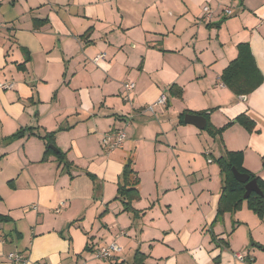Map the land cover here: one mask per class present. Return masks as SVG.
<instances>
[{
    "label": "crops",
    "instance_id": "crops-1",
    "mask_svg": "<svg viewBox=\"0 0 264 264\" xmlns=\"http://www.w3.org/2000/svg\"><path fill=\"white\" fill-rule=\"evenodd\" d=\"M241 42L264 76V0H0V78L15 83L0 90V264H13V251L28 264H136L139 255L144 264H264V219L218 216L214 161L226 149L243 150L264 180V81L247 95L221 81ZM161 93L165 106L145 111ZM184 110L208 111L214 131L231 124L212 143L182 123ZM243 113L254 131L236 121ZM124 124L121 148L101 146ZM28 128L34 134L9 137ZM50 132L70 169L56 154L42 160ZM129 158L140 178L136 211L117 197ZM114 241L120 253L95 257Z\"/></svg>",
    "mask_w": 264,
    "mask_h": 264
},
{
    "label": "trees",
    "instance_id": "trees-1",
    "mask_svg": "<svg viewBox=\"0 0 264 264\" xmlns=\"http://www.w3.org/2000/svg\"><path fill=\"white\" fill-rule=\"evenodd\" d=\"M210 6V5H208ZM211 7V6H210ZM204 8V7H203ZM212 10V8H211ZM213 11V10H212ZM227 13V12H226ZM227 13V14H232ZM206 18H211L206 15ZM214 15V12H213ZM221 24V23H220ZM220 24H218L220 26ZM18 67L25 69V63L18 64ZM221 81L226 85L233 93L236 95H247L257 89L264 81V76L261 73L255 58L252 54L250 45L246 42H241L238 44V55L233 59L229 65L223 70L221 74ZM174 86H171L173 88ZM213 109L210 110L212 112ZM190 110H185L182 114V123H185L184 116L187 113H191ZM205 115L207 121L209 119V112H196ZM236 121L244 126L248 131L252 132L255 129V121L250 118L246 113L240 114ZM210 122L207 123L205 128H208ZM231 124L221 128H215L210 126V132L214 136H219L222 138V133ZM31 130V134H34L33 128H28L25 130H19L9 136L11 139L17 137H23L25 132ZM47 140V149L44 153L42 160L48 159L50 154H56L61 162H64V167L70 169L72 162L67 159V155L62 150H54L49 145L55 144L54 132L46 133L43 136ZM220 167L222 174V194L218 204V216H223L226 211L234 212L236 211L243 201H246L249 209L256 213L261 219L264 218V180L257 176L255 173L247 169L244 165V152L243 150H225L224 154L216 159ZM232 167H236L241 173L248 174L251 179L255 178L258 181L260 188L263 193L259 194L252 192L248 198L244 197L246 192L245 183L240 182L234 176ZM91 178H95L94 174L87 172ZM140 178L138 171L134 168V163L131 158H129L125 164L122 174L119 177L117 197L123 202L125 210L136 211L133 207V202L141 198L139 190ZM143 255H139L136 260V264H144Z\"/></svg>",
    "mask_w": 264,
    "mask_h": 264
},
{
    "label": "built area",
    "instance_id": "built-area-1",
    "mask_svg": "<svg viewBox=\"0 0 264 264\" xmlns=\"http://www.w3.org/2000/svg\"><path fill=\"white\" fill-rule=\"evenodd\" d=\"M204 12L208 17L213 16V11L211 10V7L208 5H205L203 8ZM227 13H231V9L226 10ZM106 53H99L97 54L93 61L95 63H98L100 60L106 59ZM15 86V83L11 80L7 79H1L0 78V90H10L13 89ZM135 83L133 82H128L124 84L125 88V98L131 99V91L135 88ZM167 95L165 93H161L159 98L151 103L148 104L146 107H144V110L147 112L155 113L156 108L161 105H165L167 103ZM127 138V134L124 130L122 129H116L109 134L105 135L103 138V144L105 147L109 150H114L117 148H121ZM64 202H61L59 207L57 208V211L60 210L62 206H64ZM34 208H37V206H33ZM122 251V247L119 245L118 242L114 241L108 245H103L97 248L95 252V257L101 260L105 259H110L113 258L116 254L120 253ZM236 257L240 260H245L246 255L244 253H237ZM7 258L12 261L13 264H28L30 259L28 256H26L24 253L20 251H13L10 252L7 256ZM39 264H44V263H39Z\"/></svg>",
    "mask_w": 264,
    "mask_h": 264
},
{
    "label": "water",
    "instance_id": "water-1",
    "mask_svg": "<svg viewBox=\"0 0 264 264\" xmlns=\"http://www.w3.org/2000/svg\"><path fill=\"white\" fill-rule=\"evenodd\" d=\"M185 122L188 124H193L200 129H204L207 125V118L205 115L202 114L187 113L185 115ZM49 146L54 150L58 151V149L54 144H50ZM232 170L236 179L239 180L240 182L245 183V188H246V192L244 194L245 198H248L252 192H256L259 194L263 193L262 189L258 184V181L255 178L251 179L248 174L241 173L240 171L237 170L236 167H232Z\"/></svg>",
    "mask_w": 264,
    "mask_h": 264
},
{
    "label": "rangeland",
    "instance_id": "rangeland-1",
    "mask_svg": "<svg viewBox=\"0 0 264 264\" xmlns=\"http://www.w3.org/2000/svg\"><path fill=\"white\" fill-rule=\"evenodd\" d=\"M173 104V103H172ZM161 106H165V105H161ZM161 106H158L157 108H159V107H161ZM157 111V110H156ZM185 111V110H184ZM134 113H137L136 111L134 112ZM133 113V114H134ZM150 113V112H149ZM153 114V113H152ZM154 116V115H153ZM152 116V117H153ZM155 118H156V116H154ZM136 120V119H135ZM134 121V120H133ZM132 120H131V122H133ZM134 122H136V121H134ZM133 122V123H134ZM212 124L210 123L209 125H208V128H205V129H201V130H204V131H206L207 132V134H208V136L209 137H211L212 136V134H211V132L209 131L210 130V126H211ZM130 125H123V126H121V128H124V129H122V130H126V133H127V131H128V127H129ZM198 128V127H197ZM200 129V128H199ZM28 131H31V130H28ZM129 132V131H128ZM30 133V132H29ZM26 134V133H25ZM210 134V135H209ZM24 136H26V135H24ZM23 136V137H24ZM221 137H223V133H222V136ZM212 138V137H211ZM3 139V141H5L6 143H12V142H14V141H16V140H11V141H8L7 140V138L5 137V138H2ZM129 139V138H128ZM220 140H221V138H220ZM126 142V141H125ZM102 143V144H101ZM212 143H213V138H212ZM100 144H101V146H104V144H103V142H102V140H100ZM105 147V146H104ZM1 148V147H0ZM57 148V147H56ZM105 149L106 150H108L106 147H105ZM118 152H120V151H118ZM117 152V153H118ZM51 155V154H50ZM44 156V155H43ZM3 156H1L0 157V160H1V158H2ZM204 157V156H203ZM204 159V161L205 160H207V161H210V155L208 154V155H205V157L204 158H202V160ZM43 161H45V160H43ZM207 161H205V163L207 164V165H209V166H211L212 165V163L210 162V163H208ZM215 164L216 165H214V166H216V168L218 169V170H220V167H219V165H218V163H217V160L215 159ZM14 181L13 180H11V179H7V182H6V184L8 185V187L9 188H11L12 190L13 189H15V187L16 188H18V186H16V184L15 183H13ZM239 212H242V213H244V212H248L249 214H252L253 216H255L256 218H259V219H261L256 213H254L251 209H249V207H248V204H247V202L246 201H243L242 202V204L240 205V207L236 210V211H234V212H229V211H226L225 213H239ZM224 213V214H225ZM223 214V215H224ZM264 219V218H263ZM263 219H261V220H263ZM249 234H251V232H250V230H249ZM253 242V240H251V242L250 243H252ZM10 244H11V242H10ZM251 247V245H249L248 246V248H250ZM248 250H245V252H247ZM98 259V258H97ZM96 259V260H97ZM87 264V263H86Z\"/></svg>",
    "mask_w": 264,
    "mask_h": 264
}]
</instances>
